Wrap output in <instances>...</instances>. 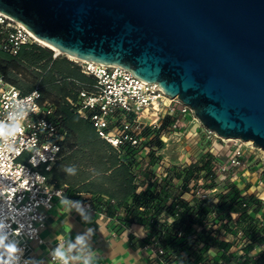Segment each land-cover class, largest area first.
Instances as JSON below:
<instances>
[{
    "label": "water",
    "instance_id": "water-1",
    "mask_svg": "<svg viewBox=\"0 0 264 264\" xmlns=\"http://www.w3.org/2000/svg\"><path fill=\"white\" fill-rule=\"evenodd\" d=\"M0 10L79 59L157 82L207 129L264 151V0H0Z\"/></svg>",
    "mask_w": 264,
    "mask_h": 264
},
{
    "label": "built area",
    "instance_id": "built-area-1",
    "mask_svg": "<svg viewBox=\"0 0 264 264\" xmlns=\"http://www.w3.org/2000/svg\"><path fill=\"white\" fill-rule=\"evenodd\" d=\"M24 44L45 46L23 23L0 10V51L16 54ZM52 55L67 57L81 71L95 77L93 89L83 88L76 99L69 101L79 115L92 122L97 135L118 150L129 143L141 148L138 155L141 158L149 150V146H143L144 141L151 137L144 135V129L159 128L165 114H178V127L183 125L187 114L198 120L192 108L179 97L170 96L157 82L144 80L126 67L73 59L54 50ZM41 95L38 87L22 92L0 69V126L16 129L10 135H0V224L4 225L0 235L5 236V246L0 247V264H45L43 260L33 262L32 242L43 241L40 232L48 211L65 193L44 171L51 169L60 157L64 133L60 132L55 106L41 101ZM174 134L183 133L178 129ZM205 134L207 138L223 139L207 128ZM162 139L167 141L169 137L163 133ZM231 140V156L217 166L218 173L224 176L248 169L252 162L251 154L246 156L243 140ZM24 155L25 161L21 159ZM7 245H15L17 249L11 260ZM259 246L264 250V243ZM155 251L162 253L163 249ZM50 257L68 263L67 258L57 254Z\"/></svg>",
    "mask_w": 264,
    "mask_h": 264
},
{
    "label": "crops",
    "instance_id": "crops-1",
    "mask_svg": "<svg viewBox=\"0 0 264 264\" xmlns=\"http://www.w3.org/2000/svg\"><path fill=\"white\" fill-rule=\"evenodd\" d=\"M40 61L29 64L27 71L39 75L41 101L57 104L63 118L65 134L60 157L49 170H44L49 180L65 189L63 197L57 198L48 211L45 225L41 228L42 242H32V260L45 264H248L246 252L256 254L261 247H249V240L231 222L233 229L224 228L217 238L226 246L199 244L198 254L188 259L167 261L145 242L146 231L142 224L123 226L113 217L100 213L96 207L100 200L110 201L115 207H124L132 201L139 186L133 180L130 169L122 163L115 148L100 138L90 121L72 110L69 100L76 99L83 89H93L94 76L81 71L78 64L65 56L53 57L45 64ZM38 82V83H39ZM30 92L31 90H24ZM178 129L193 137H202L206 127L194 121L191 114L183 117ZM174 132L168 137H172ZM204 138V136H203ZM186 153L178 160L162 156L156 165L158 177L166 176L171 165L188 164L205 152ZM26 156H23V161ZM161 163V164H160ZM174 163V164H172ZM259 169H239L237 174L224 176L219 173V185L211 190L214 194L234 182L243 194L256 193L264 199V182ZM264 178V172L261 174ZM262 178V179H263ZM136 186V187H135ZM216 198V197H214ZM260 216V214L258 215ZM237 219L238 215L233 214ZM199 229V226H196ZM235 227V228H234ZM198 232L196 233V235ZM54 253L67 258L68 263L53 261ZM245 262V263H244Z\"/></svg>",
    "mask_w": 264,
    "mask_h": 264
},
{
    "label": "trees",
    "instance_id": "trees-1",
    "mask_svg": "<svg viewBox=\"0 0 264 264\" xmlns=\"http://www.w3.org/2000/svg\"><path fill=\"white\" fill-rule=\"evenodd\" d=\"M52 56V49L47 46L24 44L16 54L0 51V69L5 78L22 92L35 87L41 91L39 75L27 71V67L40 61L47 64ZM52 103L60 132L65 134L63 118L58 113L57 104ZM178 116L165 114L159 128L147 126L144 129V135L151 137L144 141L143 146H149V150L142 153L141 158L138 156L140 147L127 143L118 150L113 146L122 163L130 169L133 180L138 179L139 186L144 188L134 192L132 201L124 207L100 200L96 209L117 219L123 226L142 224L146 244L157 251L163 249L162 253H157L167 261L182 262L193 255L200 258L197 251L200 243L226 246L216 236L224 228L233 229L231 222L234 220L242 236L249 240L250 248L264 243V202L256 193L243 194L234 182L226 184L225 189L215 194L208 192L219 185L217 166L221 162L213 151L206 150L191 163L171 165L166 176L158 177L155 167L162 158L159 153L165 144L162 135L178 130ZM233 214L238 218L234 219ZM245 256L248 264H264V250L256 254L246 252Z\"/></svg>",
    "mask_w": 264,
    "mask_h": 264
},
{
    "label": "rangeland",
    "instance_id": "rangeland-1",
    "mask_svg": "<svg viewBox=\"0 0 264 264\" xmlns=\"http://www.w3.org/2000/svg\"><path fill=\"white\" fill-rule=\"evenodd\" d=\"M194 121L203 126L200 121ZM203 136L201 138L198 136L193 137L188 132H185L182 135H173L167 141H164V147L159 151V153L161 156H166L168 160L176 159L180 161L179 157L186 153L193 154L201 149H206L213 151L220 159V162L227 161L229 159L232 152V140H226L225 138L221 139L215 136L207 138L205 133ZM242 142L243 148L246 150V156L251 154L252 162L248 166V169L258 168L259 171L264 172V151L254 147L251 143ZM21 159L23 160V158Z\"/></svg>",
    "mask_w": 264,
    "mask_h": 264
},
{
    "label": "clouds",
    "instance_id": "clouds-1",
    "mask_svg": "<svg viewBox=\"0 0 264 264\" xmlns=\"http://www.w3.org/2000/svg\"><path fill=\"white\" fill-rule=\"evenodd\" d=\"M15 127L12 129H5L2 126H0V135H10L12 131H15ZM4 225L0 224V229H3ZM5 246V236L0 235V247ZM17 251L15 245H7V252L9 253V260H11V254H14Z\"/></svg>",
    "mask_w": 264,
    "mask_h": 264
},
{
    "label": "bare ground",
    "instance_id": "bare-ground-1",
    "mask_svg": "<svg viewBox=\"0 0 264 264\" xmlns=\"http://www.w3.org/2000/svg\"><path fill=\"white\" fill-rule=\"evenodd\" d=\"M33 34H34V33H33ZM34 35H35V34H34ZM35 36H36V35H35ZM36 38H37V40H38L41 44H43V45H45V46L51 48L52 50L56 51L57 53H64V54H66V55H67L68 57H70V58H73V59H79L78 57H76V56H74V55H72V54H69V53L65 52V51L62 50L61 48H58L57 46H54L53 44L49 43L48 41H46V40H44V39H41V38H39V37H37V36H36ZM225 139H226V140H231L232 138H230V137H228V138L225 137ZM244 142L251 143L254 147H257V148L263 150L261 147L255 146V145L253 144V141L250 140V139H249V140H245Z\"/></svg>",
    "mask_w": 264,
    "mask_h": 264
}]
</instances>
